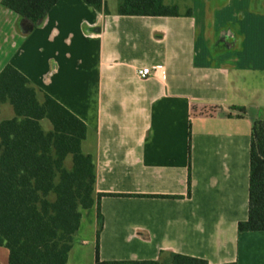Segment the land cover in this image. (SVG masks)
<instances>
[{"label": "crops", "instance_id": "crops-1", "mask_svg": "<svg viewBox=\"0 0 264 264\" xmlns=\"http://www.w3.org/2000/svg\"><path fill=\"white\" fill-rule=\"evenodd\" d=\"M2 1L0 73L12 65L86 124L95 198L111 195L99 239L95 205L67 264H97V243L101 262L177 253L264 264V230H238L249 216L253 123L264 120V0H164L177 17L59 0L34 29ZM144 67L165 76L142 79ZM13 116L1 105V120ZM0 264H9L2 246Z\"/></svg>", "mask_w": 264, "mask_h": 264}, {"label": "trees", "instance_id": "trees-1", "mask_svg": "<svg viewBox=\"0 0 264 264\" xmlns=\"http://www.w3.org/2000/svg\"><path fill=\"white\" fill-rule=\"evenodd\" d=\"M59 0H3L2 4L36 28ZM109 14L104 0H84ZM122 16L177 17L178 6L164 0H118ZM191 12H187L190 15ZM14 116L1 120V105ZM244 116L247 109L233 107ZM50 122L47 131L42 121ZM86 124L12 65L0 73V246L9 250V264H67L82 222L81 210L98 207V239L104 227L101 198H95L96 169L85 154ZM71 160V167L67 162ZM191 180L189 177V195ZM240 232L264 230V120L252 128L249 216ZM97 264H209L177 253L159 260ZM225 264H237L225 263Z\"/></svg>", "mask_w": 264, "mask_h": 264}, {"label": "rangeland", "instance_id": "rangeland-1", "mask_svg": "<svg viewBox=\"0 0 264 264\" xmlns=\"http://www.w3.org/2000/svg\"><path fill=\"white\" fill-rule=\"evenodd\" d=\"M46 123H49V122L46 121ZM67 165L69 167H71V160H69L67 162ZM81 212H82V217H83V226H82L81 232H79V233L81 236L87 238L91 234L90 233L91 232L90 226L92 225V222H94L95 218H96L95 211L92 210V208H91L89 210H81ZM74 242H75V239H74Z\"/></svg>", "mask_w": 264, "mask_h": 264}, {"label": "built area", "instance_id": "built-area-1", "mask_svg": "<svg viewBox=\"0 0 264 264\" xmlns=\"http://www.w3.org/2000/svg\"><path fill=\"white\" fill-rule=\"evenodd\" d=\"M137 74L142 79H148L153 75L165 76V69L163 67H144L139 69Z\"/></svg>", "mask_w": 264, "mask_h": 264}]
</instances>
